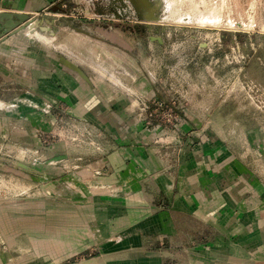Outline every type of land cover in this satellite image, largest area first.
Wrapping results in <instances>:
<instances>
[{
	"label": "rangeland",
	"instance_id": "obj_1",
	"mask_svg": "<svg viewBox=\"0 0 264 264\" xmlns=\"http://www.w3.org/2000/svg\"><path fill=\"white\" fill-rule=\"evenodd\" d=\"M54 6L0 48V264H264L181 180L206 153L264 229V0Z\"/></svg>",
	"mask_w": 264,
	"mask_h": 264
},
{
	"label": "crops",
	"instance_id": "obj_2",
	"mask_svg": "<svg viewBox=\"0 0 264 264\" xmlns=\"http://www.w3.org/2000/svg\"><path fill=\"white\" fill-rule=\"evenodd\" d=\"M64 1L65 0H0V48L6 46L5 44H13L15 47L11 49L19 52L20 40L23 39L21 35L23 34V30H20V27L30 19L19 26L13 25L12 23L18 24L20 23V17H23V15L31 17L30 15L40 13L58 3L62 4ZM55 8L56 6H54V9ZM3 13L8 14L9 17H3ZM8 25L13 26L8 28ZM191 161L190 166L188 165V168H190L187 172L188 174L185 178H181V180L184 182L182 186V195L190 197L191 199L193 198L191 204L194 205V210L198 213L213 214V199L219 194L218 205L223 208V211H228L229 206L241 209L245 223L249 224L251 222L255 231L257 230V234L261 233L264 236V229L260 225L258 210H256L255 207L252 208L246 200L240 199L239 197L241 195L225 192L223 185H221L220 188L214 186V181L210 178L211 167L206 161V153L193 157ZM216 168L217 173L221 174L220 168ZM224 174L223 168V175ZM228 174L232 175L230 172H228ZM248 175L250 181L253 180L256 182L255 179H252L253 176L251 174ZM197 198L202 199L201 204H198L199 206L195 204V202L197 203Z\"/></svg>",
	"mask_w": 264,
	"mask_h": 264
},
{
	"label": "water",
	"instance_id": "obj_3",
	"mask_svg": "<svg viewBox=\"0 0 264 264\" xmlns=\"http://www.w3.org/2000/svg\"><path fill=\"white\" fill-rule=\"evenodd\" d=\"M1 15H2V13H1ZM3 17H9V15L8 14H6V13H3ZM29 16L28 15H23V17H20V23H18V24H15V23H12L13 25H16V26H19V25H21L22 23H24V22H26L27 20H29ZM11 24V23H10ZM28 24V26L27 27H33V26H35V24L34 23H30L29 24V21L28 22H26L24 25H22L21 27H20V30H24L25 28V26ZM13 25H8L7 27L9 28V27H12Z\"/></svg>",
	"mask_w": 264,
	"mask_h": 264
},
{
	"label": "bare ground",
	"instance_id": "obj_4",
	"mask_svg": "<svg viewBox=\"0 0 264 264\" xmlns=\"http://www.w3.org/2000/svg\"><path fill=\"white\" fill-rule=\"evenodd\" d=\"M32 29V28H31ZM32 31H34V30H32ZM36 33V32H35ZM40 35V34H39Z\"/></svg>",
	"mask_w": 264,
	"mask_h": 264
}]
</instances>
